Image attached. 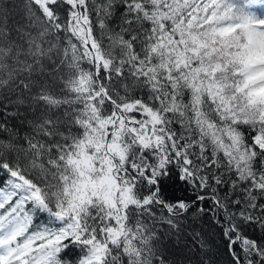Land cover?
<instances>
[{
    "label": "snow or ice",
    "instance_id": "6c2138e0",
    "mask_svg": "<svg viewBox=\"0 0 264 264\" xmlns=\"http://www.w3.org/2000/svg\"><path fill=\"white\" fill-rule=\"evenodd\" d=\"M0 173V264H264V0H0Z\"/></svg>",
    "mask_w": 264,
    "mask_h": 264
},
{
    "label": "trees",
    "instance_id": "16d2710c",
    "mask_svg": "<svg viewBox=\"0 0 264 264\" xmlns=\"http://www.w3.org/2000/svg\"><path fill=\"white\" fill-rule=\"evenodd\" d=\"M96 31L98 32L99 30L97 29ZM174 127H176L178 132L183 131L179 125H175ZM0 176H3V173H0ZM168 190L170 195L175 193L177 196H185L189 199L194 196V193L190 189L182 187L175 180L169 183ZM202 206L210 207V201L202 202ZM232 210L235 211V209ZM213 219L214 217L211 214L188 215L187 219L182 222L184 230L180 233L179 239L175 237L171 239L165 238L163 250L164 255L168 258L169 264H199L201 260H207L210 264H231L227 241L221 233V228L213 223ZM193 230L201 232L208 243L209 247L206 250V254L201 252L196 246V242L192 239L190 233ZM244 231L254 239H260L264 235L254 227L245 226Z\"/></svg>",
    "mask_w": 264,
    "mask_h": 264
}]
</instances>
